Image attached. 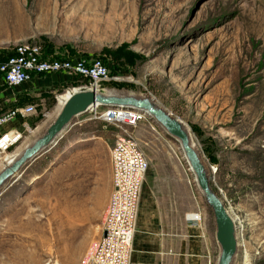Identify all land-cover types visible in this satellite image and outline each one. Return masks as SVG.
<instances>
[{
	"label": "rangeland",
	"instance_id": "obj_1",
	"mask_svg": "<svg viewBox=\"0 0 264 264\" xmlns=\"http://www.w3.org/2000/svg\"><path fill=\"white\" fill-rule=\"evenodd\" d=\"M28 40L104 58L120 78L103 84L107 92L150 98L180 118L236 221L233 264H264V0H0V50ZM83 84L76 78L70 89ZM57 97L27 118L21 144L53 123ZM91 117H77L0 189V264H86L112 176V132ZM136 136L149 172H183L215 238L213 212L180 143L148 115Z\"/></svg>",
	"mask_w": 264,
	"mask_h": 264
},
{
	"label": "built area",
	"instance_id": "obj_2",
	"mask_svg": "<svg viewBox=\"0 0 264 264\" xmlns=\"http://www.w3.org/2000/svg\"><path fill=\"white\" fill-rule=\"evenodd\" d=\"M58 73L86 81L73 91L107 90L103 84L120 80L102 57L48 55L43 43L32 40L16 44L11 51L0 50V82L9 88L20 87L37 76ZM34 112L35 107L27 105L14 106L0 113V157L12 159L15 155L11 151L23 140L22 132L5 130V127L17 118L27 119ZM88 113L92 119L105 124V130H111L113 145L110 149L111 192L104 212L102 234L90 246L86 264H132L140 198L150 168L140 148L136 129L146 120L147 114L99 106L92 107ZM189 223L201 228L202 214H193Z\"/></svg>",
	"mask_w": 264,
	"mask_h": 264
},
{
	"label": "crops",
	"instance_id": "obj_3",
	"mask_svg": "<svg viewBox=\"0 0 264 264\" xmlns=\"http://www.w3.org/2000/svg\"><path fill=\"white\" fill-rule=\"evenodd\" d=\"M56 51L62 57L85 55L66 45ZM75 82L76 77L67 73L37 76L13 89L0 82V113L31 104L39 109L50 99L59 98L61 91H73L70 88ZM28 119L17 118L5 130L23 132ZM27 146V142L18 145L14 155ZM169 168L147 174L140 198L132 264H215L220 249L216 237L204 225L201 228L190 225V218L196 212L189 184L175 165Z\"/></svg>",
	"mask_w": 264,
	"mask_h": 264
},
{
	"label": "water",
	"instance_id": "obj_4",
	"mask_svg": "<svg viewBox=\"0 0 264 264\" xmlns=\"http://www.w3.org/2000/svg\"><path fill=\"white\" fill-rule=\"evenodd\" d=\"M95 106L144 112L155 119L168 134L180 143L184 156L195 174L197 185L214 215L216 240L220 246L218 264H233L239 246L236 221L223 200L214 191L207 168L192 144L190 132L184 122L150 98H138L133 95H107L105 90L96 89L73 91L46 132L28 145L0 172V189L22 176L29 165L48 152L71 129L77 117L87 114Z\"/></svg>",
	"mask_w": 264,
	"mask_h": 264
},
{
	"label": "bare ground",
	"instance_id": "obj_5",
	"mask_svg": "<svg viewBox=\"0 0 264 264\" xmlns=\"http://www.w3.org/2000/svg\"><path fill=\"white\" fill-rule=\"evenodd\" d=\"M73 91H70V92H67L66 94H64V95H62V96H60V98H59V100H60V106H61V108L63 107V105H64V103L66 102V100L69 98V96L71 95V93H72ZM105 93L107 94V95H113V93H110V92H107L106 90H105ZM117 94V93H116ZM187 128V127H186ZM188 129V131H189V127L187 128ZM192 138V137H191ZM193 139V138H192ZM33 143V142H32ZM192 144L194 145V147L196 148V145H195V142L192 140ZM197 150V149H196ZM18 155H15L12 159L11 158H5L4 159V166H7L8 164H10L11 163V161L15 158V157H17Z\"/></svg>",
	"mask_w": 264,
	"mask_h": 264
},
{
	"label": "trees",
	"instance_id": "obj_6",
	"mask_svg": "<svg viewBox=\"0 0 264 264\" xmlns=\"http://www.w3.org/2000/svg\"><path fill=\"white\" fill-rule=\"evenodd\" d=\"M45 51L46 53L49 55V54H56L58 56V51L56 50H53V48L45 45Z\"/></svg>",
	"mask_w": 264,
	"mask_h": 264
}]
</instances>
